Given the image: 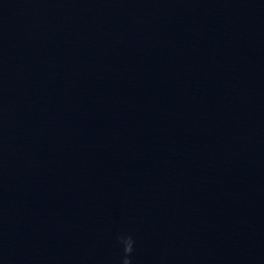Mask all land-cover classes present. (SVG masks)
<instances>
[{
	"label": "clouds",
	"instance_id": "clouds-1",
	"mask_svg": "<svg viewBox=\"0 0 264 264\" xmlns=\"http://www.w3.org/2000/svg\"><path fill=\"white\" fill-rule=\"evenodd\" d=\"M129 239L132 241V244L131 246H126L122 243V240H123V236H120L118 238V242L123 246V253H124V256H123V260H122V264H132V261L130 259L133 251H134V244H135V241L132 239L131 236H128Z\"/></svg>",
	"mask_w": 264,
	"mask_h": 264
}]
</instances>
